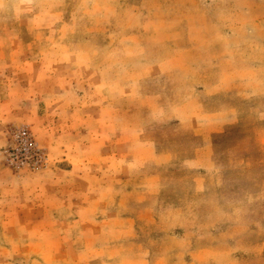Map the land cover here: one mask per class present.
<instances>
[{
	"label": "crops",
	"instance_id": "crops-1",
	"mask_svg": "<svg viewBox=\"0 0 264 264\" xmlns=\"http://www.w3.org/2000/svg\"><path fill=\"white\" fill-rule=\"evenodd\" d=\"M76 1L85 2L86 14L66 16L57 10L44 16L45 23L54 19L49 25L54 33L41 34L38 55L45 67L40 62L37 69L43 74L38 80L23 79L28 88L24 100L37 96L42 104L34 120L39 133L69 136L72 148L87 152L93 161L94 154L102 159L83 165L89 172L103 167L97 195L96 176L87 175L83 188V175L70 162V176L56 180L55 205L42 208L40 219L24 227L56 232L48 243L43 238L29 243L38 245L44 260L53 264L97 262L104 242L86 239L91 230L112 232L121 246H139L131 231L140 221L153 222L165 200L190 199L197 224L203 216L222 215L240 192L223 176L224 167H233L236 152L250 143L257 145L264 162V67L253 58L260 50L251 43L230 45L238 37L234 29L239 22L247 23L248 39L259 37L255 29L264 23V0H226L245 8L238 16L242 19L234 22L233 14L212 22L209 18V6L224 0ZM11 18L4 14L0 21L9 24ZM26 18L23 25L31 23V13ZM26 53L25 48L0 46V61H6L0 63V74L13 75V56ZM49 57H54L50 72ZM15 91L14 79L0 77L1 124L14 122L12 114L1 113L15 103ZM240 161L249 162V157ZM107 173L116 176L111 179ZM63 182L70 183V204L61 191ZM79 188L88 200L81 208ZM115 199L117 205L111 207ZM53 214L60 216L55 222ZM79 214L85 221L80 222ZM228 231L214 230L213 241L204 239L203 249L193 255L183 247L190 255L184 260L192 255L191 262L209 263L235 253L238 243ZM181 257L173 254L171 260Z\"/></svg>",
	"mask_w": 264,
	"mask_h": 264
},
{
	"label": "rangeland",
	"instance_id": "rangeland-1",
	"mask_svg": "<svg viewBox=\"0 0 264 264\" xmlns=\"http://www.w3.org/2000/svg\"><path fill=\"white\" fill-rule=\"evenodd\" d=\"M155 1L176 4L184 0ZM76 2L78 1L29 0V8L26 7L28 0H2L4 4L0 3V17L4 14L9 17L12 16V23L7 24L2 20L0 21V46L27 49L26 55L13 56L15 65L13 75L10 72L7 74L8 72L5 70L0 74V77L12 78L16 82L15 103L5 105L1 113L3 116L4 114H12L14 122L4 121L1 124L0 120V264H53L44 260L39 252L38 245L31 247L29 243L41 238L48 243L51 237L56 235V232H40L24 227L28 226V223L29 226L32 225L30 224L31 221L36 222L40 219L39 214H41L42 208L55 205L57 201L56 180L58 176L59 178L70 176V162H74V172L79 176L83 175L82 180H79L80 186L83 185V188H85V177L87 175L96 176V195L100 185H103L98 180L103 176V167L95 166L89 172L87 167L83 166L86 164L85 162H102V159L97 158L98 154H92L95 157V161H93V158H87V152L71 147L69 136L40 134L38 128L34 126V122H37L34 120L41 113L40 107L42 104L38 102L37 96L32 101L27 100L28 96L25 97L27 101L24 100L28 88H24L23 79L28 76L38 80L43 74L40 75V71L37 69L38 64L41 62L44 64L43 69L45 67L44 59L43 61L40 60L42 57L38 55L40 40L42 39L41 34L44 35L43 31H49L51 36L54 33V28L49 26L54 22V19L50 23L47 22L49 24L46 27L45 24L47 23L44 22V16L53 15L57 10H63L66 16L73 15L74 11L75 13L86 14L85 2L75 4ZM242 6V4H239L237 8L231 2H226V0L213 3L209 6V18L212 22L221 15L226 17L233 14V22L234 18L241 20L242 18L238 16L245 9ZM30 13L32 16L31 23L23 25V22L29 21L26 16ZM24 14L26 15L25 18L19 20L18 18ZM114 27L119 28V25L116 24ZM234 30L237 31L238 37L230 45L246 47L248 43L254 44L260 50L253 55L254 61L260 69L263 68L264 37H262V32L264 23H261L255 29V34H258L259 37L254 39L247 38V23L241 24L239 22L238 28ZM5 31L8 32L9 37L5 35ZM51 61L54 62V57L47 59L48 72L54 69V63H51ZM5 62V60L0 61V63ZM49 105L55 106L51 103ZM19 125H27L33 132L36 142L45 149L49 160V165L45 169L35 172L25 169L13 171L5 166L2 151L7 144L6 133L9 128ZM73 140L75 139L73 138ZM256 148V144H246L244 150L236 152L234 160L236 164L234 163L235 165L231 168L225 166L223 169V176L228 180H233V185L240 191L229 201L227 205L228 212L217 217L203 216V222L197 224L194 221L195 216L192 217L191 214L193 207L190 199L174 198L165 200L159 207L157 206L156 210L158 211L152 216L153 222L146 225L145 222L140 221L138 223L139 228L131 231L134 240L139 243L137 247L121 246L119 241L114 239L112 232L88 231L85 234L86 239L104 242L97 262L93 261L91 264H264V162L260 160V152L258 153ZM245 155L249 157V162L240 161V159L243 160ZM57 164H59V167L56 166ZM108 169L111 172L114 170L113 168ZM66 170L67 172H64ZM127 174L129 176L130 173L127 172ZM108 176L112 179L116 175L107 173ZM240 177H246L250 181L238 182L237 180ZM60 184L63 185L61 186L63 197H66L68 204H70V183L63 182ZM79 194L80 198L77 201L81 208L87 205L88 200L81 197V188H79ZM61 201L65 202V198ZM117 201L115 199V201L110 202L111 207H115ZM101 206L98 205V207ZM58 217L60 218V216L53 214L51 222H55L59 219ZM85 217V215L79 214L80 222L85 221ZM218 220L224 221V224L218 222ZM216 229L223 233L226 230L232 232L236 243H238L237 251L209 263L191 262L192 255L205 246L204 239L210 238L207 243L213 241L214 230ZM185 246H188L192 254L191 260H187V262L184 260V256L189 258L190 255L188 252H184L183 247ZM173 254L183 255L182 260L172 262L171 256ZM122 257H127L128 260L121 262Z\"/></svg>",
	"mask_w": 264,
	"mask_h": 264
},
{
	"label": "built area",
	"instance_id": "built-area-1",
	"mask_svg": "<svg viewBox=\"0 0 264 264\" xmlns=\"http://www.w3.org/2000/svg\"><path fill=\"white\" fill-rule=\"evenodd\" d=\"M7 144L2 151L5 166L13 171L35 172L49 165L48 155L34 139L27 125L14 126L6 133Z\"/></svg>",
	"mask_w": 264,
	"mask_h": 264
}]
</instances>
